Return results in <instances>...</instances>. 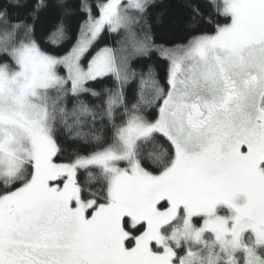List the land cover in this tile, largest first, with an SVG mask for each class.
Returning a JSON list of instances; mask_svg holds the SVG:
<instances>
[{
	"label": "snow or ice",
	"instance_id": "1",
	"mask_svg": "<svg viewBox=\"0 0 264 264\" xmlns=\"http://www.w3.org/2000/svg\"><path fill=\"white\" fill-rule=\"evenodd\" d=\"M0 264H264V0L0 5Z\"/></svg>",
	"mask_w": 264,
	"mask_h": 264
},
{
	"label": "trees",
	"instance_id": "2",
	"mask_svg": "<svg viewBox=\"0 0 264 264\" xmlns=\"http://www.w3.org/2000/svg\"><path fill=\"white\" fill-rule=\"evenodd\" d=\"M5 2L6 0H0V5H3ZM173 14L174 9L170 7L168 9V15L165 17L164 22L159 26L155 27L154 33L157 43H166L168 45H172L177 43H183L185 41L187 33L182 30L181 26L179 24H177L176 26H172L168 22ZM105 42L112 44L111 37H108ZM151 63L155 64L156 70L159 72L160 76L164 77L167 69V61L158 60L154 57ZM108 86H110V84ZM133 87H138V84H134Z\"/></svg>",
	"mask_w": 264,
	"mask_h": 264
}]
</instances>
